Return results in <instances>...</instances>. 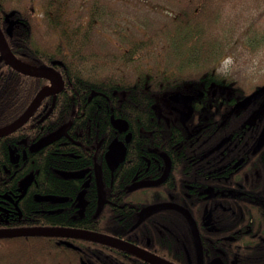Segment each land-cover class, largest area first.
I'll return each instance as SVG.
<instances>
[{
	"label": "flooded vegetation",
	"instance_id": "af4514ba",
	"mask_svg": "<svg viewBox=\"0 0 264 264\" xmlns=\"http://www.w3.org/2000/svg\"><path fill=\"white\" fill-rule=\"evenodd\" d=\"M60 1L70 12L77 5L83 6L80 11L93 7L106 9L123 0ZM191 2H196L203 10L201 39L219 41L208 28L217 25L219 20L215 0H176V3L174 0V5L181 9ZM33 3L35 7L36 2ZM232 3L235 2L231 0L230 5ZM11 19L18 20L13 16ZM4 21L7 26L5 17ZM2 32L5 38V29ZM122 47L124 44H118L120 55L126 49ZM211 48L213 51L208 52V60L202 66L189 69L197 73L228 70L222 68V59L215 61L218 45ZM53 64L59 66L61 62ZM49 69L60 74L56 69ZM64 84L63 80L59 92ZM59 92L45 97L56 96ZM97 93L92 91L88 100ZM176 94L192 98L175 99ZM214 95L215 91L211 90L210 96ZM243 99H214L208 97L207 90L196 89L193 93L177 92L170 98L152 101L155 105L151 107L150 130L144 132L149 133L151 141L144 147L136 143L132 155H128L132 134L123 118L112 115L108 118L114 130L109 142L106 128H101V140L98 139L99 123L96 121L94 142H90L78 126L72 129L73 119L78 118L75 111H71L69 121L35 137L36 129L43 130L49 113L43 108L35 115L38 118L32 121L29 134L18 135L32 112L24 125L0 137H8L0 161V217L8 219V225L0 230L47 227L87 230L113 237L139 251L132 253L86 240L89 243L82 249L86 256L84 264H155L148 257L169 264H264V141L261 143L264 95L236 107ZM113 119L125 122L126 128L118 131L112 124ZM64 125L60 137L32 148ZM114 140L123 143L126 150L124 159L111 167L107 153ZM50 150L64 165H49V174H40L38 181L33 180L27 171L28 163L38 155L43 169V156ZM75 160L83 162L78 165ZM69 173L77 174L66 176ZM56 182L65 183L67 187L60 190L54 186ZM7 183L8 186L4 185ZM32 185H38L42 191H30L29 195ZM30 201L32 210L27 209ZM152 207L157 209L144 215V211ZM24 212L40 214L52 221L49 225L44 222L30 225L26 223ZM74 221H86L89 227H75ZM54 237L59 250L67 247L80 253L81 247L74 242L83 239ZM65 255L72 254L66 252ZM100 255L105 258L99 259ZM47 263L49 261L43 260L41 264Z\"/></svg>",
	"mask_w": 264,
	"mask_h": 264
},
{
	"label": "trees",
	"instance_id": "16d2710c",
	"mask_svg": "<svg viewBox=\"0 0 264 264\" xmlns=\"http://www.w3.org/2000/svg\"><path fill=\"white\" fill-rule=\"evenodd\" d=\"M33 2L35 0H0V29L4 31L6 27L5 15L14 12L13 18L22 23L14 26L11 36L5 35L7 46L13 56L30 67L58 70L65 84L64 89L56 96L45 97L30 120L17 132L18 135L29 134L32 121L38 118L35 117L37 112L47 108L49 113L43 123L44 128L41 131L36 129L35 137L69 121L72 118L71 111H75L74 115L78 118L73 119L72 129L78 126L89 141L94 142L96 121L99 123L98 139L101 138V128H106L109 142L114 137V130L108 120L112 115L127 121L128 129L132 134L128 155H132L136 143L144 147L151 141L149 133L144 132L150 130L151 107L155 105L152 101L170 98L177 92L193 93L196 89L207 90L208 97L214 99H238L249 95L264 84L247 88L245 84L234 79L228 70L197 73L189 69L192 66H202L201 64L208 60L206 58L208 52L213 51L211 48L213 45H218V58L215 61H221L220 48L226 44L223 40L216 42L209 38L201 39L203 10L198 8L196 2H191L187 7L177 10L176 15L165 24L160 33L155 35V41L145 34L139 36L117 25L120 36L118 44L119 46L124 44L126 48L122 47L124 51L119 56L121 61L117 65L114 63L117 56L113 54L102 53L99 57L90 58L79 53L86 44L85 39H88L86 30L95 25L94 9L98 8L93 7V11H80L83 6L77 5L76 9L69 12L60 0H40V2L38 0L35 7ZM93 5L101 6L95 3ZM206 11L208 12V8ZM210 12L213 14L211 9ZM83 20L87 22L84 23ZM208 28L211 29L210 26ZM81 29L85 33H81ZM162 40L166 42L163 52L170 60L155 67L142 66L139 63L140 55L145 50L154 49L153 44L159 47ZM56 61H60L61 65H54L53 62ZM133 61L136 63H132ZM128 63L133 65V70H128ZM95 65L97 69L94 68ZM168 68L185 70L169 71ZM48 84L49 81L44 78L12 69L4 62L0 53V128L18 118L32 99ZM211 90L215 91L213 97L210 96ZM92 91L98 93L88 100ZM6 142L8 137L0 138V161L5 154ZM52 152L54 151L50 150L44 154L43 169L39 165L38 155L30 160L27 171L32 174L33 180L38 181L42 174H49V165H64ZM75 161L78 165L80 161L83 162V160ZM4 185L8 186V183ZM54 186L61 190L65 189L67 184L56 182ZM38 190H41L38 185H32L28 194L30 195V191L38 193ZM27 205L25 206L28 210L33 209L31 201ZM26 215L24 212V217ZM50 221L51 218L34 213L26 217V223L30 225L39 222L49 225ZM59 221L63 222V220ZM7 225L8 219L0 217V229H5L4 226ZM73 226L87 229L89 224L86 221H74ZM57 243L55 237L0 238V264H41L43 260L49 261L47 264H84L83 259L86 256L82 249L87 247L89 241L74 242L81 247L80 253L67 247L59 250L55 246ZM66 252H71L72 255L66 256ZM57 253L62 255L58 256ZM98 258L103 259L105 256L100 255ZM68 260L75 263L58 262Z\"/></svg>",
	"mask_w": 264,
	"mask_h": 264
},
{
	"label": "rangeland",
	"instance_id": "374dc122",
	"mask_svg": "<svg viewBox=\"0 0 264 264\" xmlns=\"http://www.w3.org/2000/svg\"><path fill=\"white\" fill-rule=\"evenodd\" d=\"M233 2L235 3L230 5L231 0H215L219 20L217 25H210L211 34L226 43L220 48L222 68L228 69V73L247 88L253 87L264 83V0ZM175 3L174 0H123L106 9H94L95 25L87 33L81 29V33H85L90 39H85L86 44L79 53L90 58L99 57L102 53L113 54L117 56L114 59L117 65L121 61L117 25L139 36L145 34L155 41V35L160 33L180 9L175 7ZM87 14L89 15L88 11ZM165 46L164 40L160 41L159 47L153 44L154 49L145 50L140 55L139 63L150 67L167 63L170 59L163 52ZM127 67L131 71L133 65L128 63Z\"/></svg>",
	"mask_w": 264,
	"mask_h": 264
},
{
	"label": "water",
	"instance_id": "95a60500",
	"mask_svg": "<svg viewBox=\"0 0 264 264\" xmlns=\"http://www.w3.org/2000/svg\"><path fill=\"white\" fill-rule=\"evenodd\" d=\"M14 15V12L7 13L5 15V20L7 21V26L5 28V33L8 36H11L12 30L14 25L18 24V20H9ZM0 53L5 62L14 70L27 74V75H32V76H38L41 78H44L50 82L52 88L46 89L43 91H40L30 102L28 107L25 109V111L17 118L15 119L12 123H10L8 126L0 129V137L7 135L8 133H11L24 125L27 120L29 119L30 115L32 114L33 110L36 108V106L40 103V101L48 94H53L59 92L62 87H63V80L60 76V74L56 71L53 70H48L45 69L43 71L41 70H32L24 67L21 65L15 57L12 55L10 50L8 49V46L6 44L4 34L0 30ZM59 63V62H57ZM264 95V85L254 92H252L250 95L246 96L241 102H239L236 107L238 106H244L249 104L251 101H253L256 98L261 97ZM175 99H188L190 100L192 97L190 96H183L180 94H176L173 96ZM113 126L118 130L122 131L126 128L125 122L118 120V119H113L112 120ZM65 129V125L60 127L58 130L53 132L52 134L48 135L47 137L39 140L37 143H35L32 148L34 147H41L55 139L61 136L63 133V130ZM128 136L126 137V140H128ZM264 141V127L262 130V140L261 143ZM125 146L123 143L118 142L114 140L110 146H109V151L107 153V160L108 164L111 167L117 166L123 159L125 155ZM77 173H69L66 174V176H75ZM132 188H130L131 190ZM41 199H48V197H40ZM157 208L152 207L150 209H146L147 211H144V215H147L148 213L155 211ZM141 219V218H140ZM17 236H61V237H74L78 239H83V240H89V241H94V242H99L105 245H109L115 248L123 249L130 251L132 253H139V251L130 246L127 245L126 243H123L113 237L106 236V235H101L98 233L90 232L87 230H78V229H70V228H57V227H47V228H23V229H6V230H0V238H12V237H17ZM152 262L155 264H169L159 258L156 257H148Z\"/></svg>",
	"mask_w": 264,
	"mask_h": 264
}]
</instances>
